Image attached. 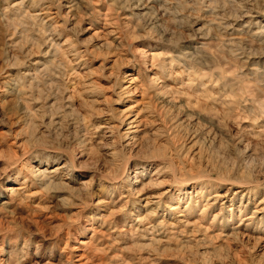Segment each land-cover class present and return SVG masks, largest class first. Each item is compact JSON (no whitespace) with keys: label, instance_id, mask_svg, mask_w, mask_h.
I'll return each mask as SVG.
<instances>
[{"label":"rangeland","instance_id":"obj_1","mask_svg":"<svg viewBox=\"0 0 264 264\" xmlns=\"http://www.w3.org/2000/svg\"><path fill=\"white\" fill-rule=\"evenodd\" d=\"M261 29L263 0H0V264H264Z\"/></svg>","mask_w":264,"mask_h":264},{"label":"bare ground","instance_id":"obj_2","mask_svg":"<svg viewBox=\"0 0 264 264\" xmlns=\"http://www.w3.org/2000/svg\"><path fill=\"white\" fill-rule=\"evenodd\" d=\"M264 1V0H263ZM137 2V1H136ZM138 2H139V0H138ZM263 4V3H262ZM262 25V24H261ZM260 30V29H259ZM262 30L263 29H261V31L260 32H262ZM264 31V30H263ZM262 34H264V32L262 33ZM203 47V46H202ZM149 53V55H151V57H153V58H159L160 57V55L158 54V53H156V52H148ZM147 53V54H148ZM147 54H145V55H147ZM161 54V53H160ZM148 56V55H147ZM155 56V57H154ZM144 57V56H143ZM126 58V57H125ZM155 78L154 79H156L157 77L156 76H154ZM153 81H155V80H153ZM176 89V88H175ZM175 91V90H174ZM179 93V92H178ZM125 115V114H124ZM122 119H123V117H122ZM126 120V121H125ZM123 121L125 122V124H126V131H128V132H136L137 130H139L138 129V127H139V124H140V121H141V118H140V115H133V116H131V115H129V114H127V115H125L124 116V119H123ZM125 135H126V133H124ZM123 134V135H124ZM129 135H131V134H129ZM134 135V134H133ZM132 135V137H135V136H133ZM136 138V137H135ZM134 138V139H135ZM132 139V138H131ZM133 140V139H132ZM131 141V140H130ZM129 142V141H128ZM133 142V141H132ZM135 142V141H134ZM129 144H131V143H129ZM133 144V143H132ZM43 171V170H42ZM40 173V172H39ZM45 174V173H44ZM15 187L13 186V187H9V189L10 190H12V189H14ZM15 190V189H14ZM13 190V191H14ZM147 197V196H146ZM99 201H101V199L99 200ZM103 202V201H102ZM145 203V202H144ZM147 203V202H146ZM146 205V204H145ZM174 207H176V205H174ZM178 207V206H177ZM170 208H172V207H170ZM176 209V208H175ZM174 209V210H175ZM178 209V208H177ZM169 210H171V209H169ZM203 210V209H202ZM147 211V210H146ZM149 211V210H148ZM146 213H147V215H149V212H145L144 214H145V218L144 219H147V217L148 216H146ZM152 213V212H151ZM153 214V213H152ZM187 214V213H186ZM143 216V215H142ZM180 216H182V215H180ZM140 219H141V217H140ZM143 219V220H144ZM200 220V219H199ZM198 221V220H197ZM147 223H148V221H147ZM150 223V222H149ZM168 223H169V221H168ZM187 223V222H186ZM200 222H198L197 224H199ZM173 224V223H172ZM196 224V225H197ZM211 224V223H210ZM151 225V224H150ZM169 225V224H168ZM200 225V224H199ZM198 226V225H197ZM196 226V227H197ZM201 227L203 226V224L202 225H200ZM199 226V227H200ZM170 227H171V224H170ZM173 227H175V226H173ZM209 227V226H208ZM150 228V227H149ZM151 228H152V225H151ZM150 228V229H151ZM172 228V227H171ZM206 227H203L202 229H205ZM148 229V228H147ZM209 229H210V227H209ZM100 230V229H99ZM124 230V229H123ZM93 237V236H92ZM91 237V238H92ZM85 243V242H84ZM83 256H85V255H79V256H77L78 257V259L77 260H79L78 262H80V261H82L83 259H82V257ZM86 259V258H85Z\"/></svg>","mask_w":264,"mask_h":264}]
</instances>
